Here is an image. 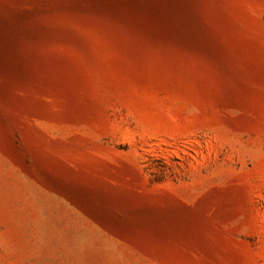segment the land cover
Instances as JSON below:
<instances>
[{"label": "rangeland", "instance_id": "rangeland-1", "mask_svg": "<svg viewBox=\"0 0 264 264\" xmlns=\"http://www.w3.org/2000/svg\"><path fill=\"white\" fill-rule=\"evenodd\" d=\"M0 264H264V0H0Z\"/></svg>", "mask_w": 264, "mask_h": 264}]
</instances>
